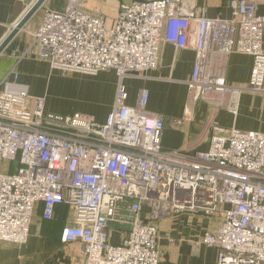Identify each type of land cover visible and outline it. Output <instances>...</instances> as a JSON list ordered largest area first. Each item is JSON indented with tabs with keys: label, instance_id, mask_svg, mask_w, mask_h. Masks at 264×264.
Masks as SVG:
<instances>
[{
	"label": "built area",
	"instance_id": "2783aa9c",
	"mask_svg": "<svg viewBox=\"0 0 264 264\" xmlns=\"http://www.w3.org/2000/svg\"><path fill=\"white\" fill-rule=\"evenodd\" d=\"M46 9L34 33L37 56L64 76L115 70L118 84L104 123L46 110L17 72L0 88V242H28L37 206L50 221L60 205L72 211L64 243L79 242L73 264H159V230L149 220L188 212L221 216L202 243L219 251V264H264V132L213 126L207 151H166L165 121L148 111L143 88L128 105L126 78L159 68L164 43L196 53L190 97L230 91L264 95V14L256 0H232L231 17L210 18L196 0H131L111 28L85 0ZM35 49L22 54L27 57ZM254 59L245 88H228L211 72L214 56ZM19 167L11 172L13 162Z\"/></svg>",
	"mask_w": 264,
	"mask_h": 264
},
{
	"label": "crops",
	"instance_id": "0c3cea01",
	"mask_svg": "<svg viewBox=\"0 0 264 264\" xmlns=\"http://www.w3.org/2000/svg\"><path fill=\"white\" fill-rule=\"evenodd\" d=\"M37 0H0V44ZM131 0H85L83 9L91 14L100 13L113 24L120 5ZM232 0H196V5L206 7L210 18L231 17L229 3ZM264 14V0H256ZM56 0H47L38 13L13 39L0 56V88L6 77L17 72L19 82L29 87L32 97L46 100V110L56 114L83 113L104 123L112 112L120 78L115 70L97 75L71 74L60 71L38 56L34 33L42 21L46 9H58ZM41 15V16H40ZM35 49L34 54H22ZM196 53L192 49H177L164 43L160 50L159 68L146 78H126L128 105L137 103L140 91H150L148 111L161 115L165 121L162 145L166 151L178 150L187 155L207 151L215 124L247 132H264V95L242 90L239 94L214 91L205 98L194 101L190 97L189 82L192 79ZM254 59L252 56L234 53L228 57L214 56L209 67L212 73L223 79L228 88H245L250 80ZM108 80V81H107ZM87 92L89 106L77 111L63 112L56 99L66 92ZM86 108V110H85ZM101 108L102 111H101ZM92 110L90 113H87ZM101 112V114H100ZM150 208L145 207L143 217L159 230V264H219V251L202 243L208 232H217L222 224L221 216L188 212L164 214L149 220ZM43 205L37 206L30 227L28 242L22 246L0 242V264H73L81 254L82 244L64 243L63 232L73 219L69 206L60 205L54 218L44 221Z\"/></svg>",
	"mask_w": 264,
	"mask_h": 264
},
{
	"label": "rangeland",
	"instance_id": "374dc122",
	"mask_svg": "<svg viewBox=\"0 0 264 264\" xmlns=\"http://www.w3.org/2000/svg\"><path fill=\"white\" fill-rule=\"evenodd\" d=\"M56 2L58 4L61 3V0H56ZM41 16V15H40ZM112 24H110V22L108 21L107 23V28H111ZM108 81V80H107ZM60 103H61V110H63V112H68V111H77L80 110V108H84L83 106H89V102H88V96H87V92H74V91H70V92H66L63 95H60L58 98H56ZM103 108H101L102 111ZM86 110V108H85ZM90 113V111L92 110H87ZM83 114V113H81ZM101 114V112H100ZM84 115H88L91 116L89 114H84ZM12 169L11 172H14L18 167H19V162H13L11 164ZM1 171V168H0Z\"/></svg>",
	"mask_w": 264,
	"mask_h": 264
},
{
	"label": "water",
	"instance_id": "95a60500",
	"mask_svg": "<svg viewBox=\"0 0 264 264\" xmlns=\"http://www.w3.org/2000/svg\"><path fill=\"white\" fill-rule=\"evenodd\" d=\"M146 1V0H140ZM47 0H37L23 18L16 24L10 34L3 40L0 44V56L5 52L13 39L19 34V32L26 26V24L38 13V11L43 7Z\"/></svg>",
	"mask_w": 264,
	"mask_h": 264
}]
</instances>
